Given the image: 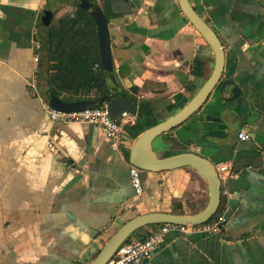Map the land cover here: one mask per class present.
<instances>
[{
	"label": "crops",
	"instance_id": "0c3cea01",
	"mask_svg": "<svg viewBox=\"0 0 264 264\" xmlns=\"http://www.w3.org/2000/svg\"><path fill=\"white\" fill-rule=\"evenodd\" d=\"M91 1L109 19L111 87L137 106L120 149L100 127L55 121L43 105L53 93L46 92L51 57L43 13L52 10L55 24L75 0H0V264H88L128 219L196 213L209 201L207 181L190 166L149 171L140 194L129 169L134 140L150 127L132 128L141 103L152 111L145 118L157 122L181 109L212 73L213 48L179 0ZM190 1L221 37L223 79L240 94L231 97L233 84L216 87L155 150L229 163L232 173L222 178L227 222L218 232L170 231L142 264H264V0ZM197 57L205 60L202 76L192 72ZM54 86L62 100L93 99L85 98L94 95L90 88Z\"/></svg>",
	"mask_w": 264,
	"mask_h": 264
},
{
	"label": "water",
	"instance_id": "95a60500",
	"mask_svg": "<svg viewBox=\"0 0 264 264\" xmlns=\"http://www.w3.org/2000/svg\"><path fill=\"white\" fill-rule=\"evenodd\" d=\"M75 2L90 11L94 17L99 37L101 63L111 74L114 72L112 55V41L109 28V19L105 10L91 0H75ZM179 5L186 17L193 23L203 37L208 41L215 53V64L212 73L200 87L193 98L169 117L143 130L136 136L130 150V161L141 169L142 182L145 181L149 171H160L182 166H190L202 175L209 186V201L207 205L196 213H175L167 211H152L138 214L123 223L107 240L94 259L88 264H106L118 247L124 243L138 229L161 223L202 224L211 220L218 212L222 200V179L216 169L214 161L194 151H187L175 155L160 157L155 150L154 142L163 133L168 132L185 122L193 113L198 111L216 87L222 91L231 84L232 98L238 97L240 88L230 79H223L226 51L221 37L217 31L202 17L192 5L190 0H179ZM53 11L46 9L43 21L51 22ZM115 80V78H113ZM118 92L117 89H114ZM50 102L54 107L67 110L85 109L98 106V99H79L73 101L62 100L51 94ZM111 114L120 119L124 112L135 113L137 106L131 98L125 95H116L108 101Z\"/></svg>",
	"mask_w": 264,
	"mask_h": 264
},
{
	"label": "trees",
	"instance_id": "16d2710c",
	"mask_svg": "<svg viewBox=\"0 0 264 264\" xmlns=\"http://www.w3.org/2000/svg\"><path fill=\"white\" fill-rule=\"evenodd\" d=\"M47 42V50L51 57V62L47 67L49 83L46 92L48 97L51 92L60 96V91L55 88L54 84L76 92L90 88L94 91V95L85 98H96L101 104L119 94L110 84L114 75L107 71L101 63L97 23L89 10L77 5L73 11L61 16L57 23L48 24ZM204 69L205 60L197 57L193 63L192 72L202 76ZM146 107L149 108V104L142 102L137 123L132 127L137 130V133L144 126L157 123L156 120L145 118L152 114L150 108L146 110ZM129 128L127 126V129ZM224 209L225 206L221 200L215 216L223 213ZM157 225L159 224L148 226ZM134 235L139 239H146L149 236V230L147 227H142L135 231L128 240H132Z\"/></svg>",
	"mask_w": 264,
	"mask_h": 264
},
{
	"label": "built area",
	"instance_id": "2783aa9c",
	"mask_svg": "<svg viewBox=\"0 0 264 264\" xmlns=\"http://www.w3.org/2000/svg\"><path fill=\"white\" fill-rule=\"evenodd\" d=\"M31 85L35 86L34 79L31 80ZM43 105L50 117L55 121L88 122L100 127L115 149H120L128 143L127 123L133 120L134 116L130 112H124L120 119H115L111 114L108 102L95 107L74 110L54 107L49 100H44ZM249 136L246 128L240 130V139L246 140ZM50 145L53 147L52 143ZM216 169L221 179L232 173V167L229 163H217ZM129 172L133 187L136 193L140 194L143 189L141 169L137 165L131 164ZM224 194H229L228 189L224 190ZM225 209L220 215L214 216L211 220L202 224L166 222L152 227L149 229V236L146 239L126 240L122 243L106 264H142L144 259L153 255L160 242L163 241L165 235L170 231L184 234L192 233L193 231L218 232L227 222Z\"/></svg>",
	"mask_w": 264,
	"mask_h": 264
},
{
	"label": "rangeland",
	"instance_id": "374dc122",
	"mask_svg": "<svg viewBox=\"0 0 264 264\" xmlns=\"http://www.w3.org/2000/svg\"><path fill=\"white\" fill-rule=\"evenodd\" d=\"M44 86L45 85H42V87L44 88ZM160 138H157L156 140H155V142H154V147H155V149H157L158 147H159V145H160Z\"/></svg>",
	"mask_w": 264,
	"mask_h": 264
}]
</instances>
